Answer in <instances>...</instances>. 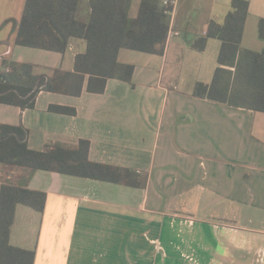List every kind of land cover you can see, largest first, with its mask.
<instances>
[{
  "label": "crops",
  "instance_id": "1",
  "mask_svg": "<svg viewBox=\"0 0 264 264\" xmlns=\"http://www.w3.org/2000/svg\"><path fill=\"white\" fill-rule=\"evenodd\" d=\"M24 3L0 0V70L6 59L30 63L38 74L72 71L75 55L85 50L81 39H72L63 53L15 44ZM248 3L236 59L241 67L246 63L247 74L252 61L264 63L258 34L264 0ZM229 5L230 0H175L173 35L163 57L170 49L186 51V89L178 91L171 79L163 84L153 60L120 59L134 65L130 83L109 78L95 93L87 91L86 76L79 96L40 91L32 108L0 103V123L28 129V148L85 139L88 161L146 180L144 186H127L35 171L28 187L45 192L44 210L18 206L10 235L12 244L34 250L33 264H264L262 231L237 229L228 216L215 221L205 214L251 194L241 172L264 161V111L197 97L191 89L211 82L220 47L217 38H208L201 51L192 43L211 20L222 23ZM222 68L234 80L238 69ZM49 105L65 111H49ZM181 195L186 198L176 203Z\"/></svg>",
  "mask_w": 264,
  "mask_h": 264
},
{
  "label": "trees",
  "instance_id": "2",
  "mask_svg": "<svg viewBox=\"0 0 264 264\" xmlns=\"http://www.w3.org/2000/svg\"><path fill=\"white\" fill-rule=\"evenodd\" d=\"M81 1L25 0L15 32L16 45L63 53L72 39H81L85 50L75 55L72 71L56 68L51 74L35 73L27 62L2 60L0 103L32 108L40 91L79 96L86 76L87 91L100 93L109 78L131 82L134 65L120 60L122 50L163 55L172 7L162 0H84L88 14L78 16ZM248 6V0H230L222 23L211 20L205 34L192 43L201 51L208 38L220 41L212 80L208 84L197 82L193 95L264 111V76L257 77L264 68L263 61H252L248 74L246 63L243 67L236 64ZM258 34L264 39V18L259 20ZM224 65L238 69L234 80L231 70L222 68ZM48 110L64 108L49 105ZM68 112L74 114L75 110L70 108ZM27 138L24 126L0 123V264H33L34 250L12 244L10 235L18 206L38 213L44 210L45 192L28 187L35 171L127 186H144L146 181H138L131 170L88 161V140L80 139L73 146L52 142L38 151L28 148Z\"/></svg>",
  "mask_w": 264,
  "mask_h": 264
},
{
  "label": "rangeland",
  "instance_id": "3",
  "mask_svg": "<svg viewBox=\"0 0 264 264\" xmlns=\"http://www.w3.org/2000/svg\"><path fill=\"white\" fill-rule=\"evenodd\" d=\"M77 14L78 16H87L88 4L84 2V0L79 3ZM209 52L210 51H208L206 57L207 60H209ZM120 54L121 60L124 61L135 59L134 61L136 63H141L153 60L154 62L151 65L157 64V68L161 69V73L164 76L162 78L163 84H166L167 80L171 79L178 91L186 89V80L190 75L186 70V51L180 52L170 49L164 57V53L163 55H150L129 50H122ZM42 69L47 73L51 71L49 68L45 67ZM35 71L38 70L36 69ZM191 89H194V86H191ZM241 173L245 174L244 177L247 179V185L251 186V194H239V200L237 199V202L233 203L230 207L225 205V203H223V205H214L211 207L212 209L205 212L207 215L206 218H214L216 219L215 221H219V216H228L233 224L240 225L236 226L237 229L260 230L264 233V161L259 159L258 162L252 163V166L250 165L249 168ZM250 177L252 180L248 179ZM185 198L186 195H181L174 201L178 203ZM220 208V215H217L215 211H218ZM262 235L263 234H261V237H263Z\"/></svg>",
  "mask_w": 264,
  "mask_h": 264
},
{
  "label": "built area",
  "instance_id": "4",
  "mask_svg": "<svg viewBox=\"0 0 264 264\" xmlns=\"http://www.w3.org/2000/svg\"><path fill=\"white\" fill-rule=\"evenodd\" d=\"M162 2H163L164 5L172 7V10H173L174 4H175V0H162ZM174 34H178V32H175ZM172 35H173V33L168 32L167 38L172 36Z\"/></svg>",
  "mask_w": 264,
  "mask_h": 264
}]
</instances>
